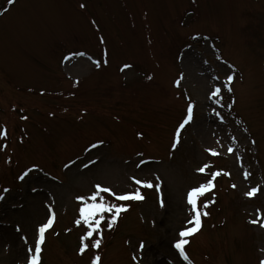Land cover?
Here are the masks:
<instances>
[{"label":"rangeland","instance_id":"374dc122","mask_svg":"<svg viewBox=\"0 0 264 264\" xmlns=\"http://www.w3.org/2000/svg\"><path fill=\"white\" fill-rule=\"evenodd\" d=\"M8 1L0 0V129L8 132L0 264L24 263L50 209L42 264H92L97 254L101 264H178L172 242L192 226L186 193L215 171L230 175L200 198L202 211L215 203L185 251L193 264H261L264 228L250 221L264 223V0ZM230 74L232 91L211 99ZM190 103L193 120L173 147ZM133 176L154 184L159 176L160 191L141 189L144 201L127 202L111 230L101 225V248L80 255L87 228L75 224L77 197L89 203L97 184L133 191ZM253 187L260 191L247 196Z\"/></svg>","mask_w":264,"mask_h":264},{"label":"snow or ice","instance_id":"6c2138e0","mask_svg":"<svg viewBox=\"0 0 264 264\" xmlns=\"http://www.w3.org/2000/svg\"><path fill=\"white\" fill-rule=\"evenodd\" d=\"M15 2L16 0H9V3H15ZM80 7L84 8L86 7V5L81 4ZM3 14H4L3 12H0V15ZM93 23H95V21H93ZM101 41L103 42L102 38ZM73 55H84V53H77ZM66 59H71V57H68ZM95 63L97 67L100 66V61H95ZM104 63L106 64L107 60H105ZM131 67L132 65L126 64L121 68V71L123 72ZM148 79H152V77L149 76ZM181 79H183L182 76ZM233 80H234V74L227 75L226 81L220 87H216L211 91L210 98L219 102L217 98L220 96L222 88H227V91L229 92L232 91L231 85ZM177 86H179V81H177ZM193 108L194 105L190 103L187 108V114L176 131L173 147L179 145L181 132L193 120ZM217 114L219 115V113ZM23 119L26 120L27 117L25 116L23 117ZM7 135L8 132L6 128L0 129V138H7ZM139 135L142 137V134ZM233 140H235V137H233ZM251 143L255 144V141L253 140L251 141ZM99 146H100L99 144H93L92 148H97ZM2 147L6 148L7 145L5 144ZM227 150L229 153L235 151V149H233L231 146H229ZM208 151L212 156L219 155V153L214 149H208ZM143 163H148V161H141V164ZM141 164H138L137 167H140ZM85 167H88V165H85ZM208 167L210 166L205 165L203 167H200L198 171L204 173ZM31 171L32 169H29L19 178L23 180ZM210 175L211 178L208 179L205 183H202L199 186H195L188 191L186 195V199L192 213L191 218L188 220V224L192 226L186 227L185 230L180 231L178 233L179 238L175 241L173 245L174 248L179 253V256L184 261H186L187 264H193L192 260L189 258V255L185 251V246L189 244L188 238L198 233L201 230L202 217H207L208 215H210V213L206 209L209 208L211 203H215V197H213V199L210 202L202 204V208L204 209L202 211L200 198L203 197L207 192H210L215 189V181L217 177L221 175H230V174L227 172L222 173L221 171H215L212 172ZM249 176L250 173L245 171L244 172L245 179H247ZM131 180L133 184L138 186L133 191L123 192L118 194L109 187H105L97 184L95 186L96 192L87 198L90 201L89 203H85V197H77V200L82 204H84V206L80 208L79 218L75 221V224L77 227H80L81 224H83L87 228L85 234L80 237V248H79L80 255H84L85 252L90 248V246L97 250L101 248V244L104 239V228H102L101 225L104 224L105 220H107L108 230H111L114 226L117 225L121 217V214L127 213L130 210L131 205L127 202L144 201L145 196L142 194L141 189L143 188L152 189L155 187L156 190L159 192L162 183L160 182L159 176L156 177L155 184L152 181L138 179L135 176L131 177ZM232 187L235 188L236 186L232 185ZM259 191H260L259 187H253L249 192L246 193V195L249 197H254L257 195ZM101 193H107L110 197H113L116 202H111L110 200L105 199V197L102 196ZM0 199H3V197L0 196ZM160 206L161 207L165 206L162 196L160 199ZM55 220H56L55 211L50 209L49 217L46 218V221L43 222L38 227V237H34V244H35L34 249L33 248L27 249L28 252L27 264H42V252H43V246L45 245V241H46V232L53 227ZM250 223L259 224L260 227L264 228V223L261 222V219H254L250 221ZM19 230L20 229L17 228V231ZM69 231L71 230L69 229ZM25 243H27L26 237H25ZM144 247L145 245L141 243L140 250L142 251ZM133 260H137V257L134 256ZM92 264H101V256L99 254L95 255ZM261 264H264V261H262Z\"/></svg>","mask_w":264,"mask_h":264}]
</instances>
